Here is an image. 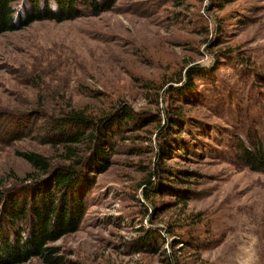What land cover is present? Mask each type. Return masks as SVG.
Masks as SVG:
<instances>
[{
  "label": "rangeland",
  "instance_id": "1",
  "mask_svg": "<svg viewBox=\"0 0 264 264\" xmlns=\"http://www.w3.org/2000/svg\"><path fill=\"white\" fill-rule=\"evenodd\" d=\"M19 1L13 6L25 16L31 6ZM219 5L117 0L108 10L63 22L24 18L0 35V181L6 185L34 171L20 151L59 154L43 135L51 113L68 105L90 113L118 99L139 111L181 105L202 144L160 162L195 171L192 199L169 208L177 198L161 193L153 209L141 181L157 161L144 149L157 144L154 124L135 132L140 138L115 141L117 152L86 186L79 227L48 244L61 262L34 256L18 264H169V254L178 264H264V171L240 165L234 155L239 140L252 146L254 134L264 144V0ZM197 65L211 74L194 78L191 97H182L186 90L169 94L172 77ZM132 128L124 134L132 136ZM10 133L25 136L13 140ZM137 145L141 152L132 149ZM151 221L173 224L203 244L180 251L167 236L158 251H143L137 245Z\"/></svg>",
  "mask_w": 264,
  "mask_h": 264
},
{
  "label": "trees",
  "instance_id": "2",
  "mask_svg": "<svg viewBox=\"0 0 264 264\" xmlns=\"http://www.w3.org/2000/svg\"><path fill=\"white\" fill-rule=\"evenodd\" d=\"M24 1H19V4L25 5ZM211 1L223 7L232 0ZM14 2L17 0H0V35L14 30L15 23L24 18L26 22L44 19L63 22L86 13L108 10L117 0H28L31 9L28 14L25 11V16L19 14ZM203 28L207 34L208 27ZM207 74H211L208 69L198 65L189 67L186 73L179 72L172 77L175 86L171 84L173 91L169 94H180L186 90L182 97H191L192 91L196 90L194 78ZM180 100L184 101L183 98ZM191 117L185 108L174 103L155 111H139L123 99L98 113L72 105L62 107L56 115L51 113L43 136L45 143L52 144L59 154L52 157L35 150L20 151L19 155L31 164L34 171L22 179L15 176V182L9 185L0 181V264H18L34 256H42L50 263L61 262V257L55 255L56 248L49 246V242L79 227L86 207V186L92 184L96 172L109 164L111 155L119 148V140L140 138L141 134L135 132L152 124L157 133V144L144 149L150 150L157 161L147 167L148 174L141 181L143 199L151 203L153 209L158 208L153 203L161 193L177 198V201L168 203L169 208L186 204L196 193L191 187L195 184V171L171 165L160 166V162L173 154H193L199 146L202 148L200 135L189 125ZM129 128H132V136L124 134V130ZM15 134H9L11 139L25 136ZM149 138L151 143L152 138ZM251 138L252 146L239 140L234 155L240 165L262 172L264 144L257 134ZM141 148L137 145L132 149L141 152ZM18 179L21 181L17 182ZM164 227H157L151 221L137 247L146 252H156L167 242V236L173 238L171 246H180V251L190 247L198 249L203 244L189 234H178L173 224L165 223ZM167 256L169 264H178L176 256Z\"/></svg>",
  "mask_w": 264,
  "mask_h": 264
}]
</instances>
